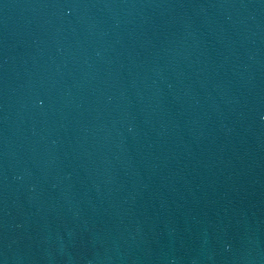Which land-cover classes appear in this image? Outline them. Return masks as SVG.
<instances>
[{
	"label": "water",
	"instance_id": "95a60500",
	"mask_svg": "<svg viewBox=\"0 0 264 264\" xmlns=\"http://www.w3.org/2000/svg\"><path fill=\"white\" fill-rule=\"evenodd\" d=\"M0 264H264V0H0Z\"/></svg>",
	"mask_w": 264,
	"mask_h": 264
}]
</instances>
